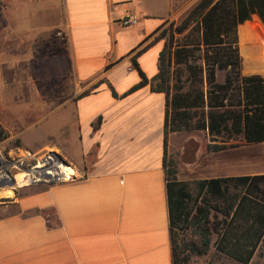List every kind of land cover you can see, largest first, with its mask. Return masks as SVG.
Listing matches in <instances>:
<instances>
[{
  "label": "crops",
  "instance_id": "0c3cea01",
  "mask_svg": "<svg viewBox=\"0 0 264 264\" xmlns=\"http://www.w3.org/2000/svg\"><path fill=\"white\" fill-rule=\"evenodd\" d=\"M26 1L29 8L33 0ZM61 1L57 26L23 22L14 33L35 27L50 34L58 27L57 35L63 34L49 56L37 54L61 59L64 100L44 104L33 152L55 145L76 172L68 180L22 186L11 178L12 191L0 190V264H173L165 94L149 84L126 92L141 79L133 60L149 80L157 74L164 41L156 38L177 15L174 0ZM129 14L138 22L121 25ZM43 43L49 49L48 40ZM21 46L15 51L30 59L34 48ZM238 47L242 74L264 79V41ZM206 143L204 131L168 134L167 159L179 181L264 173L249 151L264 141L219 152H208Z\"/></svg>",
  "mask_w": 264,
  "mask_h": 264
},
{
  "label": "trees",
  "instance_id": "16d2710c",
  "mask_svg": "<svg viewBox=\"0 0 264 264\" xmlns=\"http://www.w3.org/2000/svg\"><path fill=\"white\" fill-rule=\"evenodd\" d=\"M176 32L186 33L169 48L164 44L150 80L133 60L141 79L126 92L149 84L165 94L163 165L173 264H180L175 227L196 235L192 252L205 254L213 246L249 264L264 240V173L179 181L166 146L170 132L182 131H204L208 152L264 141V79L242 74L238 47L240 41H264V0H199ZM218 71L225 73L222 82Z\"/></svg>",
  "mask_w": 264,
  "mask_h": 264
},
{
  "label": "rangeland",
  "instance_id": "374dc122",
  "mask_svg": "<svg viewBox=\"0 0 264 264\" xmlns=\"http://www.w3.org/2000/svg\"><path fill=\"white\" fill-rule=\"evenodd\" d=\"M197 2L174 0V11L177 12V15L168 20L165 27L158 33V35L161 34L167 47L171 40L175 43L184 38L183 34L187 31L178 34L176 30ZM27 4L26 0H0V133H2L0 138V178L5 173L10 176L12 173L20 171L27 174L32 173L33 167L42 158L52 155L53 152L59 154L68 163V167L63 166L73 174L76 172L74 166L55 145L33 152L35 138L32 137H37L38 133L40 134L37 126L38 121L45 116V112L42 111L44 104L54 102L57 105L64 100L61 59H42V55L37 56V54L41 52L45 54L43 56H49L50 51L54 52L50 45H60L63 34L57 35L58 27L50 34H41L36 31L35 27L34 32L20 33L17 37L14 33L16 25H22L23 22L39 26V28L51 24L57 26L63 15L62 1L33 0L29 8L23 7ZM17 10L19 16H15ZM22 14L26 16H22ZM22 36L28 40L22 43L20 41ZM42 37L43 39H41ZM47 40L49 49H46V44L43 43ZM16 44L21 47L34 48L33 55L29 56L30 59L21 57V49L15 51ZM224 74V71L217 72L218 82L223 81ZM47 92L52 95H48ZM7 124L9 126L6 128ZM32 132L35 134L33 135ZM249 151L255 156V162L261 163L264 169V143L252 147ZM248 156V159L251 160V155ZM26 184L31 183L26 182ZM7 185L4 183L3 186H0V190L12 191V188ZM190 190L194 193L193 184H190ZM174 232L175 243L180 252V264H240L218 253L213 246H210L205 254L198 255L192 252L190 244H197L198 239L191 228L175 227ZM249 264H264V240Z\"/></svg>",
  "mask_w": 264,
  "mask_h": 264
},
{
  "label": "built area",
  "instance_id": "2783aa9c",
  "mask_svg": "<svg viewBox=\"0 0 264 264\" xmlns=\"http://www.w3.org/2000/svg\"><path fill=\"white\" fill-rule=\"evenodd\" d=\"M138 17L135 14H129L127 16H124L121 20L120 23L123 26H129V25H134L138 22ZM62 163L60 160L55 158V156L52 155H47L46 157L42 158L40 162L33 167L34 171L32 173H28V183H34L39 180H45L47 182H52V181H64L70 179V177H66L65 174H59V168L58 165ZM35 172V173H33ZM6 174V173H5ZM73 175V174H72ZM13 179H11V176L9 177L8 181H3L4 183H7L9 187H13V184H10V182ZM2 181V180H0ZM14 183V180H13Z\"/></svg>",
  "mask_w": 264,
  "mask_h": 264
},
{
  "label": "bare ground",
  "instance_id": "6f19581e",
  "mask_svg": "<svg viewBox=\"0 0 264 264\" xmlns=\"http://www.w3.org/2000/svg\"><path fill=\"white\" fill-rule=\"evenodd\" d=\"M58 168H59L58 169L59 174H65L66 177L71 178L72 173L68 169H66L61 163L58 165ZM28 176L29 175L26 172L20 171V172H16L13 176H11V178H13L15 180L16 186H22V185L26 184V182L28 180V178H27ZM5 177L6 176H3L4 179H5Z\"/></svg>",
  "mask_w": 264,
  "mask_h": 264
},
{
  "label": "water",
  "instance_id": "95a60500",
  "mask_svg": "<svg viewBox=\"0 0 264 264\" xmlns=\"http://www.w3.org/2000/svg\"><path fill=\"white\" fill-rule=\"evenodd\" d=\"M53 155H56L55 157L62 161L64 164L68 165V163L59 155L57 154L56 152H53ZM71 178H73V175H71ZM4 182L3 181H0V186H3ZM10 184H13V180L10 182Z\"/></svg>",
  "mask_w": 264,
  "mask_h": 264
},
{
  "label": "flooded vegetation",
  "instance_id": "af4514ba",
  "mask_svg": "<svg viewBox=\"0 0 264 264\" xmlns=\"http://www.w3.org/2000/svg\"><path fill=\"white\" fill-rule=\"evenodd\" d=\"M39 181H41V182H42V181H45V180H42V179H41V180H39Z\"/></svg>",
  "mask_w": 264,
  "mask_h": 264
}]
</instances>
